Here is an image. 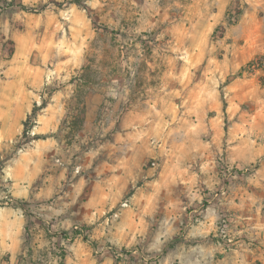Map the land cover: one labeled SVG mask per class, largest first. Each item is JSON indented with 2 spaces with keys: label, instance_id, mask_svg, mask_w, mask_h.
I'll return each mask as SVG.
<instances>
[{
  "label": "rangeland",
  "instance_id": "rangeland-1",
  "mask_svg": "<svg viewBox=\"0 0 264 264\" xmlns=\"http://www.w3.org/2000/svg\"><path fill=\"white\" fill-rule=\"evenodd\" d=\"M73 1L0 0V91L61 103L40 203H88L21 202L15 264H264V0Z\"/></svg>",
  "mask_w": 264,
  "mask_h": 264
},
{
  "label": "crops",
  "instance_id": "crops-1",
  "mask_svg": "<svg viewBox=\"0 0 264 264\" xmlns=\"http://www.w3.org/2000/svg\"><path fill=\"white\" fill-rule=\"evenodd\" d=\"M260 47L252 45L250 52L263 51L264 54V46L261 51ZM39 92L37 87L31 88L27 85H15L0 91V184L17 201L26 202L27 207L41 206L46 211L45 219H51L61 213H68L65 217L72 216L74 219L76 214L78 217L82 216L80 208H87L88 204L84 200H77L81 184H77L71 193L72 200H64L65 203L57 205L58 208L40 203L55 197L63 177V172H60L55 164L59 152L58 144L54 137H50L55 129V119L59 118L58 109L61 108V103L58 100H52L38 114L32 131L33 136H48L23 145V148L14 153V144L22 137L23 122L31 114L35 104L41 103ZM85 212L89 213L88 210ZM72 219H65L63 225L70 227ZM28 224L26 209L21 206L0 207V264H15L18 255L25 252ZM44 234L45 229L38 225L35 236L40 238Z\"/></svg>",
  "mask_w": 264,
  "mask_h": 264
},
{
  "label": "trees",
  "instance_id": "trees-1",
  "mask_svg": "<svg viewBox=\"0 0 264 264\" xmlns=\"http://www.w3.org/2000/svg\"><path fill=\"white\" fill-rule=\"evenodd\" d=\"M72 3L80 4L81 1L80 0H74ZM57 4L61 5L60 3H57ZM21 8H22L23 11H27V12H35V10H36L34 8H28L24 4H22ZM46 107H47V102L46 101H43L41 105L35 104L31 114L23 122L24 129H23V133H22L21 139H24V140H27V141L24 142L23 144L20 142L18 144L19 148H22V145H26V144L32 142L33 140H40V139H45L46 138L43 135H35L32 138H29V136H28L30 134V132L33 130L34 126L36 125V120H37V116H38L39 112H41ZM224 112H226V108L225 107H224Z\"/></svg>",
  "mask_w": 264,
  "mask_h": 264
},
{
  "label": "built area",
  "instance_id": "built-area-1",
  "mask_svg": "<svg viewBox=\"0 0 264 264\" xmlns=\"http://www.w3.org/2000/svg\"><path fill=\"white\" fill-rule=\"evenodd\" d=\"M3 206H23L21 202L17 201L15 198H13L11 195L7 194V192H3V195L0 196V207ZM224 225L221 228V233L225 235V229L227 227L226 220H224ZM75 230H80V227H75ZM136 253V252H134Z\"/></svg>",
  "mask_w": 264,
  "mask_h": 264
}]
</instances>
